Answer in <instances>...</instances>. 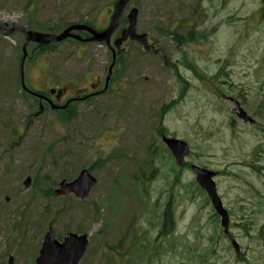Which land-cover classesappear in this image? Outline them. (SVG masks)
<instances>
[{
  "label": "rangeland",
  "instance_id": "rangeland-1",
  "mask_svg": "<svg viewBox=\"0 0 264 264\" xmlns=\"http://www.w3.org/2000/svg\"><path fill=\"white\" fill-rule=\"evenodd\" d=\"M115 1L0 0V21L45 32L83 22L103 28ZM130 5L139 9L137 30L149 33L167 63L127 42L112 92L72 102L66 117L48 107L40 111L21 87L23 35L0 37V264H11V256L13 264H35L51 221L58 235L66 229L90 233L80 264H264V115L253 116L264 106V0ZM52 50L49 58L41 52L35 61L27 58L30 90L71 82L72 92L112 59L107 47L72 38ZM46 63L49 74L42 70ZM229 96L241 101L257 127L233 115ZM163 129L190 144L191 164L220 172L218 191L231 209L239 254L221 234L191 168L180 169L164 150ZM91 166L98 185L88 198L55 193L62 178ZM120 177L125 188L110 212ZM169 204L175 229L162 236Z\"/></svg>",
  "mask_w": 264,
  "mask_h": 264
},
{
  "label": "water",
  "instance_id": "water-1",
  "mask_svg": "<svg viewBox=\"0 0 264 264\" xmlns=\"http://www.w3.org/2000/svg\"><path fill=\"white\" fill-rule=\"evenodd\" d=\"M130 1L131 0H118L116 2L109 27L104 31H95L94 29L82 24L71 25L59 35L37 32L34 30H25L27 34V43L35 41L40 44H49L52 41H60L69 36L78 37L76 35H72L71 31L84 29V27H86V29H88L93 35L90 40L106 41L109 43L113 33L118 29L124 11ZM128 19L130 24L128 28L123 29L121 37L116 40L115 44L117 47L120 48L122 43L129 38L132 40L136 39L144 45V48L147 51L159 54L166 59V56L161 49H156L153 45L148 43L147 34H138L136 32L138 9H132L128 15ZM4 29H7V34L16 30H24L23 28L15 25L9 26L7 23L0 24V32ZM235 104L239 107L238 102H235ZM234 112H236V109H234ZM239 116L244 119H249L246 116V113L242 110L240 111ZM164 141L170 147L177 162L181 166H185L187 164L186 157L190 155L189 145L185 141L176 138L164 137ZM192 168L197 174V181L208 192L214 207L222 216V225L227 231L229 226V216L228 212L223 208L222 201L216 190V185L213 180L215 172L196 165H193ZM96 183V178L92 176L87 169H83L74 181L66 182V180H64L61 182L60 186L62 189H68L69 191L75 193V195L80 198H85L90 194L92 187L95 186ZM25 184H30V178L25 181ZM58 193L60 194L64 192L63 190H59ZM87 245L88 236L86 234L78 235L76 233H69L64 239V242L60 243L55 239L54 231L50 228L49 232L45 235L43 246L40 250V255L37 258L36 264H78L86 251Z\"/></svg>",
  "mask_w": 264,
  "mask_h": 264
},
{
  "label": "flooded vegetation",
  "instance_id": "flooded-vegetation-1",
  "mask_svg": "<svg viewBox=\"0 0 264 264\" xmlns=\"http://www.w3.org/2000/svg\"><path fill=\"white\" fill-rule=\"evenodd\" d=\"M105 27H103V29ZM19 33H21L23 35V42L21 44V48H23V45H24L25 40H26V35L23 32H19ZM83 33H84V35L81 32L82 36H84V39L88 38L90 36V34L87 31H83ZM0 37H6V36H4V34H0ZM117 37H115V39ZM84 43H86V42L84 41ZM31 44H33V43H31ZM31 44H29V45H31ZM33 47L34 48L31 49V52H33V53H35V55H37L36 51L40 50L41 46L38 45V44H34ZM108 48L110 50H112L111 46H108ZM108 71H109V67L107 69V73H108ZM100 73L101 74H97L96 75L95 81L93 80V78H90L88 80V82H87V86L86 87L75 89V93L72 94V95H68L70 93H68V87L67 86H64V87H61V88H56L57 92H55V93L51 92L53 87L52 88L49 87L48 90H47L49 92H47L46 94H44L43 91H42L43 93H39L40 94L39 98L37 97L39 99V104H44L45 106L46 105L51 106L52 103H54V104L56 103V105H59L61 107L63 104H65L69 100V99H67L68 96H74V97L83 96L84 100H85L87 97H94V96L100 95V92H101L100 88H101L102 83H103L104 72H100ZM104 83H105V79H104ZM45 89H47V87H45ZM58 91H61V93H60L61 95L59 94V97H58ZM246 112H248V111H246ZM262 112H264V107L263 106H261V109L257 110L256 114L253 115V116H255V117L262 116V114H261ZM252 125H256V124H252ZM262 136H264V132H262Z\"/></svg>",
  "mask_w": 264,
  "mask_h": 264
},
{
  "label": "trees",
  "instance_id": "trees-1",
  "mask_svg": "<svg viewBox=\"0 0 264 264\" xmlns=\"http://www.w3.org/2000/svg\"><path fill=\"white\" fill-rule=\"evenodd\" d=\"M177 32H175L174 33V36H176L177 37ZM178 39H179V37H178ZM177 39V40H178ZM168 213H167V215H166V219H165V226H164V228H163V232H170V231H172L173 230V221H172V213H171V211H170V209H168Z\"/></svg>",
  "mask_w": 264,
  "mask_h": 264
}]
</instances>
